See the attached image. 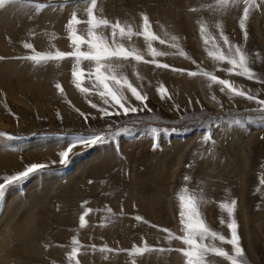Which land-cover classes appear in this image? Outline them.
Returning a JSON list of instances; mask_svg holds the SVG:
<instances>
[{"label": "rangeland", "instance_id": "374dc122", "mask_svg": "<svg viewBox=\"0 0 264 264\" xmlns=\"http://www.w3.org/2000/svg\"><path fill=\"white\" fill-rule=\"evenodd\" d=\"M38 2L54 6L39 13L23 2L0 8V183L33 163L47 165L6 188L0 198V264H69L74 235L81 245L79 264H185L178 249L186 246L163 231L184 235L177 199L182 187L203 197L202 217L226 240L234 219L247 264H264V119L254 101L221 91L208 77L188 74L206 71L264 99V0L250 12L246 39L239 24L242 0L224 9L210 7L215 0H98L97 15L139 31L141 14H146L159 37L168 42L178 37L179 49L153 42L168 53L156 60L170 68L114 62L147 96L144 107L125 89L130 104L142 109L127 116H104L99 110L117 109L104 104L93 88L94 77L87 76L94 71L92 62L81 64L86 74L82 87L91 89L86 94L73 81L74 58L40 64L24 58L34 54L24 43L40 52L73 51L66 25L73 12L81 21L87 19L85 0ZM200 21L226 52L215 27L220 23L231 43L247 52L258 79L229 73L230 65L210 58L212 45L205 46ZM86 27L77 25L82 35ZM123 43L152 60L142 37ZM161 85L167 89L164 98ZM95 135L104 136V142L77 144L67 163H60L59 153L70 142ZM233 200L230 217L219 205ZM86 208L93 211L81 228L79 216ZM145 243L156 250L134 256L126 251ZM205 243L232 254L228 243L211 238ZM105 246L113 251H101ZM207 261L230 264L212 254Z\"/></svg>", "mask_w": 264, "mask_h": 264}, {"label": "snow or ice", "instance_id": "6c2138e0", "mask_svg": "<svg viewBox=\"0 0 264 264\" xmlns=\"http://www.w3.org/2000/svg\"><path fill=\"white\" fill-rule=\"evenodd\" d=\"M23 2L31 4L35 9L36 13L41 12L45 8L51 5L50 3L38 2V0H0V8H4L5 5L10 3ZM240 0H215L214 5L210 7L224 9L230 5H235L239 3ZM244 7L242 10V18L239 21L240 28L244 32L245 39L247 38L246 32V21L250 15V12L258 7V0H242ZM88 5L86 7L87 19L81 21L78 18L76 12L71 14V17L66 25V30L68 32V38L71 41L73 51L63 52L56 50L53 52H40L35 51L34 46L31 43H24L26 49H33L32 55L24 57L25 59L31 60L36 64L46 63L51 60L61 61L65 58H74V64L72 69L73 81L76 87L83 93H89L91 89L88 87H82L83 78L85 77V71L81 69V64L83 61H90L93 63L94 71H88L87 76L89 79L94 77L93 88L97 90V94L102 98L103 103L110 105L112 108L117 109L114 112H109L106 108H100L99 110L104 116L109 115H129V113H137L142 109L132 106L128 101V97L125 95V89L135 98L136 101L141 102V104L146 107L147 96L142 94L136 86L122 73L119 72V65L114 63L115 61H131L135 63H152L157 67L170 68L171 66L166 63H159L156 57L168 55L166 52L157 50L153 46V42L158 41L160 44L169 43V46L175 49H179V44L177 43L178 37L171 36L170 42L159 37L156 33L152 31L151 22L146 14H141L142 23L140 25V30H134L133 25L130 23H122L120 20L115 22L110 21L107 17L102 14L97 15V3L98 0H85ZM196 10V9H193ZM102 13V10H100ZM84 23L86 24V35L80 34L77 25ZM217 29L220 30L219 36L223 41V44L227 46V51L221 50L220 47L215 43V37L211 36L207 31V24L204 21L199 22V31L205 46L207 47L210 43L212 45V50L208 51V56L217 62H226L230 67L228 68L229 73L244 76L250 80L258 79L255 71L250 67V57L247 52L240 46L232 44L229 38L223 33L222 25L217 23L215 25ZM104 30H108V34H105ZM167 35V34H165ZM134 37H142L146 46V50L149 55H151L152 60H146L144 54L135 46H126L123 41H132ZM87 45V50H82V46ZM178 54L181 56H186L183 50H179ZM2 59V57H0ZM174 71H183L182 69H173ZM191 76L203 75L208 77L213 83H217L221 86V91L227 90L231 95L244 97L249 101H254L258 105V111L262 114L261 118L264 119V99H259L257 96L243 91L233 85V83L228 79H221L216 75L209 72H189ZM57 88L63 92L62 87L57 84ZM161 94V98L167 95V89L162 85L158 88ZM92 107H97V105L92 104ZM233 123L240 124V120H235ZM120 131L114 135H118ZM152 133L158 134L156 128L152 129ZM211 136H204V141L210 140ZM105 137L102 135H95L88 138H77L70 142L66 150L59 153L60 163L66 164L70 153L77 144L84 145H94L97 143L104 142ZM155 147V145H154ZM47 167L46 164L33 163L26 166L22 171L17 172L14 175H9L3 178V183H0V198L4 196L6 188L11 185L19 184L27 179L31 174L36 171L43 170ZM189 177L185 176L184 180L189 181ZM264 184V180L261 181ZM177 199L180 206V220L182 224V231L184 235L181 237L174 236L169 230L163 229V231L168 232V239H180L185 248L178 249L182 255L186 258L185 264H208L207 256L209 254L216 255L218 257L226 258L230 261V264H247L244 258L245 254L243 249L239 244V238L237 235V225L233 219L231 223L228 224L231 230V239L226 240V238L212 230L202 214L199 211V206L203 201V197L196 193H189L187 187H182L180 192L177 194ZM87 204V201L84 202ZM236 201H232L231 204L221 203L219 207L222 210H226L227 214L231 217L235 209ZM90 208H86L83 213L79 216V226L81 228L86 226L85 217L92 212ZM110 213L112 210L107 209ZM137 220H141V217H136ZM211 238L212 240H219L222 243H228L232 246V254L226 252L223 248L215 246V244H206L205 241ZM71 251L67 254L69 264H79L76 257L79 253L81 247L80 241L77 236H73L71 239ZM94 247V246H93ZM147 243L143 247L133 246L131 250H126L129 255H143L146 252L154 251ZM101 251H113L105 246ZM159 251H164V249H159Z\"/></svg>", "mask_w": 264, "mask_h": 264}]
</instances>
